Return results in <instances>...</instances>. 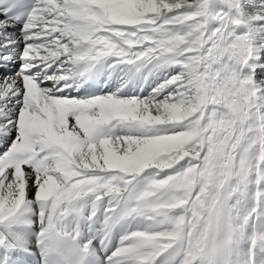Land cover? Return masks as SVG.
I'll list each match as a JSON object with an SVG mask.
<instances>
[{
  "label": "snow or ice",
  "instance_id": "6c2138e0",
  "mask_svg": "<svg viewBox=\"0 0 264 264\" xmlns=\"http://www.w3.org/2000/svg\"><path fill=\"white\" fill-rule=\"evenodd\" d=\"M0 264H264V0H0Z\"/></svg>",
  "mask_w": 264,
  "mask_h": 264
}]
</instances>
